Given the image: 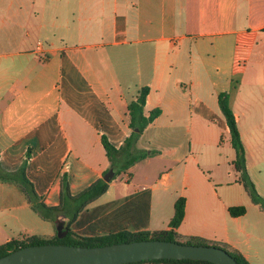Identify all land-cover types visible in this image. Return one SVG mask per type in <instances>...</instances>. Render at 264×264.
I'll return each mask as SVG.
<instances>
[{"label": "crops", "instance_id": "1", "mask_svg": "<svg viewBox=\"0 0 264 264\" xmlns=\"http://www.w3.org/2000/svg\"><path fill=\"white\" fill-rule=\"evenodd\" d=\"M107 3L0 0L1 168L14 171L28 155L27 178L45 204L58 205L63 184L73 195L102 178L110 162L101 136L123 143L131 133L127 105L148 86L144 110L160 114L133 148L148 150L144 161H170V168L99 203L111 180L72 229L82 235L168 229L183 196L177 233L224 242L250 264H264V211L238 181L217 99L230 95L249 179L264 198V0ZM98 60L105 77L95 69ZM108 84L119 93L116 105L102 96ZM196 129L202 134L191 137ZM156 138L171 146L154 145ZM139 162L125 170V190ZM192 162H200L197 169ZM236 204L244 214H229ZM49 221L31 209L15 180L0 179V244L54 235V228L44 230Z\"/></svg>", "mask_w": 264, "mask_h": 264}, {"label": "trees", "instance_id": "2", "mask_svg": "<svg viewBox=\"0 0 264 264\" xmlns=\"http://www.w3.org/2000/svg\"><path fill=\"white\" fill-rule=\"evenodd\" d=\"M236 85H233V87ZM149 92L148 86H142L136 98L128 103L129 113V126L131 133L124 139L123 143L116 147L113 145L106 136H101V141L105 149V153L109 159L110 167H115L116 162L120 161L118 168L115 167V173L113 178L121 171L127 170L135 163L142 161L146 157L150 156L148 150L134 149L133 145L136 142L137 137L145 129V127L151 123L159 114L160 109L155 108L149 112H145L144 105L147 94ZM229 93L221 92L218 94V105L220 111L225 119L228 127L230 143L235 149L236 157L234 160V166L237 172H240L239 182L243 185L244 189L248 193L251 201L257 204L264 211V198L260 197L255 186L246 169L245 149L241 141L240 133L238 132L237 121L234 112L230 106ZM136 129V130H134ZM28 160L27 158L23 163L14 171H5L0 166V179L2 180H15L24 191L25 196L31 206V209L36 212L43 219L54 220L58 215H62L67 218L65 227L67 228L66 234L61 237L55 234L51 236L47 235H27L23 238H14L7 242L0 244V256L13 251L16 248L26 245H36L44 243H63L73 244L80 246H99L119 242H131L136 240L147 239H159V240H172L179 241L187 244H212L225 249L231 254L238 264H250L245 257L240 254L236 249H232L228 244L219 241H208L197 236H183L175 231L183 219L185 212V198L183 196L178 197L174 203V214L169 221L168 229L160 230H140V231H128L118 230L116 232H110L101 235H82L75 232L71 224L74 222L78 214L85 210L90 203L104 194L109 186V182L99 178L83 188L76 194H71L67 184H63L60 193V203L56 206H49L45 204L37 192L35 191L33 184L29 181L25 173V166ZM112 178V179H113ZM80 200V203L76 204ZM246 208L244 205L229 206L228 212L232 216H239L244 214ZM63 231L60 232L62 234ZM123 264H214L205 260H191V259H150L142 260L138 262H129Z\"/></svg>", "mask_w": 264, "mask_h": 264}, {"label": "water", "instance_id": "3", "mask_svg": "<svg viewBox=\"0 0 264 264\" xmlns=\"http://www.w3.org/2000/svg\"><path fill=\"white\" fill-rule=\"evenodd\" d=\"M114 173V169L110 167L102 175L103 180L110 182ZM62 217L58 215L54 221L58 237L67 232ZM150 259H191L205 260L214 264H238L229 252L219 246L159 239L99 246L63 243L26 245L0 256V264H123Z\"/></svg>", "mask_w": 264, "mask_h": 264}, {"label": "rangeland", "instance_id": "4", "mask_svg": "<svg viewBox=\"0 0 264 264\" xmlns=\"http://www.w3.org/2000/svg\"><path fill=\"white\" fill-rule=\"evenodd\" d=\"M63 1H65V0H63ZM69 1H71L72 4L74 2H78L79 1V3H80L81 6H86L88 8H91V7L93 8V7L100 6V3H101L102 0H69ZM105 1H108L109 5L112 4V0H105ZM108 3L106 5H108ZM97 40H100V39L98 38ZM103 40L105 41L106 39H103ZM117 65H118V63H117ZM95 69L97 70L99 76L105 77V74L106 73L104 71H107V70L105 68V65L102 62H100L99 60L96 61V63H95ZM104 82H107V80L104 81ZM115 89L116 88L114 86L108 84L107 90H105V92L102 94V96L106 100H110L113 104L116 105L117 104L116 99H117V96L119 95V93H117ZM99 91L102 93V90L99 89ZM122 92L125 93V90H122ZM111 105H109V103H108V106H111ZM183 128L184 129L181 130L182 131V134L187 139L188 133L186 131H184L186 127H183ZM193 132H194L193 134L191 133V137L198 136V135H196V133L202 134V131H200L199 129L193 130ZM143 141H144V139L142 138L138 142H135L136 143V146L137 145H140L141 143H143ZM152 142H154L153 143L154 145L160 144L161 146H165V147L166 146L167 147L168 146H171V143H166L164 141H157V138L156 139H153ZM191 146H192V148L194 150V147H193L194 144H191ZM202 147H204V146H201L200 149H202ZM201 161H202V158H201ZM119 162L120 161H117L116 162V165H115L116 168H118V166L120 164ZM199 163L198 162H192V165H193V167L195 169H197ZM170 166H171V162L170 161L158 160V159H154V158L151 159V160H149V162H146L144 160L141 161V162H139L138 166L135 168V171L133 172V174H134L133 179H132V182L133 183L130 185L129 189H126V190H125V184H126L125 183V176H126L125 175V171H121L113 179H111V180H113V186H112V188H111V190L109 191L108 194L104 195L102 198L99 199V203L104 202L105 199H110V197H112L114 195H119L120 196V194H122V193H125L127 191L133 190V188L136 187V186H138V183L142 181V178L141 177L144 176V175H146V174H147L148 177H155V179L158 178L159 174L161 172H164V171L168 170L170 168ZM115 167H112V168L115 170ZM109 168H110V165H109ZM206 173L209 174L208 172H206ZM78 203H80V200L76 202V204H78ZM62 218H63V224L65 225V223L67 221V218L66 217H62ZM54 221H55V219L54 220H51L50 219V221H49L48 224L44 223L43 224L44 227H47V229H44V230L51 231V230H53V228L55 230V222ZM121 226L123 228V227H125V224L122 223ZM110 228H112V227H110ZM111 230L114 231V229H111Z\"/></svg>", "mask_w": 264, "mask_h": 264}]
</instances>
